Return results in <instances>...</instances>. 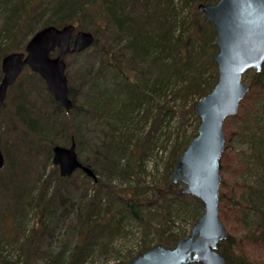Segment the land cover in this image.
I'll return each instance as SVG.
<instances>
[{
	"label": "trees",
	"instance_id": "trees-1",
	"mask_svg": "<svg viewBox=\"0 0 264 264\" xmlns=\"http://www.w3.org/2000/svg\"><path fill=\"white\" fill-rule=\"evenodd\" d=\"M216 1L0 0V62L5 54L22 51L30 36L48 24H79L94 35L91 46L75 52L86 58L73 81L67 77L72 100L69 111L48 95L54 111L35 116L33 102L29 101L35 88L21 82L15 84L17 80L12 84L16 86L12 97L14 117L32 132L29 138H23L31 148L17 147L16 154L4 150L0 199L10 198L7 203L0 200V220L7 208L14 216L21 213L17 218L24 209L33 211L36 222L29 228L17 222L22 230L17 238H6L1 229L4 222H0V264H39V259L44 264H89L93 255L107 248L114 250L116 240L132 225L140 226L142 237L152 233L155 242L147 243L140 236L139 247L127 252L123 261L110 264H127L133 255L154 244L174 246L184 237L171 227L172 222L164 227V220H160L163 206L169 212L174 201L192 204L185 212L197 220L202 202L182 193V183L172 179L155 186V198L143 197L138 172L145 167V156L155 149L163 128L164 142L169 140L173 117H177L179 127L188 116L199 120L193 103L216 83L217 66L211 59L217 50L214 28L197 8L200 2ZM250 73L249 90L237 113L223 122L225 148L220 157L219 208L220 215L221 211L227 215L232 209L247 237L264 248V62L260 71L253 69ZM28 74L36 83L43 81L36 72ZM197 125L182 139L176 140L175 133L170 167H174L186 144L196 135ZM157 126L159 131L154 132ZM72 139L78 159L94 171L96 180L76 169L83 179L69 188L66 183L76 170L61 176L56 169V186L50 190V174L40 192L34 194L36 188L26 184L30 170L23 166L24 162L31 160V152L35 156L41 146L47 145L37 168L41 180L52 145H70ZM232 139L247 149L235 151ZM162 147H166L165 143ZM31 170L36 171L35 167ZM222 172L230 173L231 183H227ZM133 175L136 179L126 186L113 183L116 178L130 181ZM158 200L160 211L154 207ZM152 216L159 222H151ZM57 219L66 226L63 234L67 236L58 249L55 243L59 242V227L53 223ZM241 237L228 232L218 243L225 264H255ZM8 241L16 245L17 256L4 252Z\"/></svg>",
	"mask_w": 264,
	"mask_h": 264
},
{
	"label": "water",
	"instance_id": "water-1",
	"mask_svg": "<svg viewBox=\"0 0 264 264\" xmlns=\"http://www.w3.org/2000/svg\"><path fill=\"white\" fill-rule=\"evenodd\" d=\"M206 20L212 23L217 50L211 59L217 66V80L210 91L193 103L199 119L197 133L186 144L174 163L173 182L183 184L182 193L197 197L203 212L191 232L180 237L174 246L157 243L133 255L127 264H225L217 249L228 232L219 218L220 157L225 148L224 120L237 113L240 101L249 90L243 74L260 71L264 62V0H217L197 4ZM91 31L76 29L73 23L48 24L36 30L22 51L5 54L0 62V107L8 87L25 66L39 74L53 98L66 111L72 107L68 95L65 56L91 46ZM57 50L56 55H51ZM0 148V168L4 165ZM52 161L61 176L80 168L96 180L94 171L77 156L75 141L70 145L54 144Z\"/></svg>",
	"mask_w": 264,
	"mask_h": 264
},
{
	"label": "rangeland",
	"instance_id": "rangeland-1",
	"mask_svg": "<svg viewBox=\"0 0 264 264\" xmlns=\"http://www.w3.org/2000/svg\"><path fill=\"white\" fill-rule=\"evenodd\" d=\"M39 24V23H38ZM37 24V26H38ZM77 29H84L81 28L79 24H77ZM103 42V40H102ZM24 50V47H23ZM57 50H55L52 55H56ZM86 55L85 54H76L75 52L69 53L65 57V62H66V75L68 78L71 80L73 79L74 76L78 75V71L80 70L81 66L85 62ZM251 70L249 69L248 73L243 75V81L248 85L251 79ZM29 72H33L28 66H25L17 78V82H21L23 84L28 85L29 87L35 88L32 89V95L29 97V101L33 102L32 104V113L35 114V116H41L42 113H52L54 111V103L50 100V97L48 95H51L49 90L47 89L46 83L43 80L42 82L38 80V83H36V80L30 79V74ZM42 78V77H41ZM43 79V78H42ZM73 81V80H72ZM40 82V83H39ZM38 86V87H37ZM16 86L13 87L9 86L6 94V98L2 106L0 107V148L3 152L4 159L5 158V152L13 153L16 154V148L17 147H23V148H31L29 147V144L23 139V138H29V136L32 135V132H30L26 127L23 125V123L18 119L17 117H14V109L15 105L13 103L12 97L14 96V89ZM52 96V95H51ZM53 97V96H52ZM197 98V97H196ZM178 101V100H177ZM28 100L25 101L27 103ZM173 101L170 102L172 104ZM176 117V116H175ZM173 117L172 120L170 121V126L169 130L171 132L169 140L167 142H164V139L166 137V133H163L166 131V129H162L161 134L159 133V137L157 139L156 147L153 151H150L147 156H145V167H143V170L141 172H138L140 180V186L142 192L141 196L145 195V197L149 199L155 198V186L158 184H164L167 180L172 179V171L174 167H170V162L172 160L170 156V150L173 145L175 133L178 134V139H182L184 136H187L194 130V126L197 125L199 122L196 121L193 117L188 116L187 119L184 120L183 126L179 127V124L177 123V117ZM178 124V126H177ZM179 127V128H178ZM158 126L155 127L154 132L159 131ZM152 129V126H151ZM234 138V137H233ZM236 138V137H235ZM22 139V141H21ZM165 143L166 147L163 148L161 146ZM231 144L234 147V150H243L246 148L243 144H240L237 142L236 139L231 140ZM53 146V145H52ZM47 145L41 146L40 151L36 153L34 156L31 151V160H27L24 162L23 166H26L27 170H30L29 176H26V184L29 186H33L32 188H36L34 191V194L39 193L42 187V184L44 183V180L49 178L48 176L52 174L48 180L50 181L48 185H50V190L56 186L58 179L56 180L55 178V170L57 169L59 173L58 166L53 163L52 161V154L51 157L47 162H45L46 167L44 169V175L41 177V180H38V173H37V168L40 164H42V152L46 149ZM247 149V148H246ZM24 150V149H23ZM27 151V150H26ZM37 152V151H36ZM35 159V160H34ZM25 160V159H24ZM4 161V163H5ZM3 167V166H2ZM30 167V168H28ZM31 167H35L36 171L31 170ZM77 171V170H76ZM72 174V178L67 181L66 185H71L72 183L77 184L78 181L82 177L81 172L77 171ZM222 176H225L227 183H231V178L232 176L228 172H222ZM136 179V176L133 175L132 178L130 177L129 180H121L120 178L114 179V184L117 186H126L129 182H132L133 180ZM88 179L86 180V182ZM90 183H92V180L88 183V188L89 191L91 192V186ZM37 184V185H36ZM126 184V185H125ZM133 184V183H132ZM67 186V187H68ZM183 186V184H182ZM39 187V188H38ZM70 188V186H69ZM89 192V193H90ZM144 197V196H143ZM10 198V197H9ZM9 198H1L0 200L4 203L9 202ZM14 204L13 201H10ZM161 202L158 200L154 207L156 210L160 211V207L156 206L159 205ZM32 206V204H30ZM14 207V206H13ZM27 209H31L26 204ZM188 207V209L192 208V204H183L181 201H174L170 206H169V212L166 210V206H163V219H160L163 221L164 227L167 226L170 222H172L173 229L175 231H178L180 234H183L184 237L187 236L193 227V224L195 223V219L192 215L189 213L187 214V211L185 212V209ZM6 208V207H5ZM230 209V208H229ZM19 212V210H17ZM203 212V209L201 210V214ZM170 213V217H169ZM232 209H230V212H227V215H220V208H219V218L221 222L224 224L226 230L235 235V237H241V242L243 243L244 249L246 253L249 255V258L255 263V264H264V248H262L260 245L255 244L254 241H251L247 237V234L241 225L236 222V218L233 215ZM19 213L18 215H20ZM15 214V216H18ZM10 210L7 208L3 210V218L0 220V222H4L3 225L1 226V229L3 231V234L7 237H12L17 238L19 235H22V230L21 228H18L17 222H23L25 224V228H29L32 226L36 221V215H33V211H26L24 209L23 215L19 218L15 217ZM155 216H152L153 221L151 222H159L155 218ZM60 219H64L63 217H59ZM169 218V219H168ZM57 219V222H53L55 226L59 227L57 230V235L56 240H59V242L56 241L55 246L56 249L60 247V243L62 241L67 239L66 234L64 235V230H65V225L64 223H61L62 220ZM64 221V220H63ZM65 222V221H64ZM67 222V221H66ZM134 222V221H132ZM65 226V227H64ZM170 226V225H169ZM154 231V230H152ZM56 232V231H55ZM246 235V236H245ZM141 236V228L138 225H132L130 228H128L127 232L123 234V236L118 238L115 242V249L111 250L107 248L104 250L103 253H98V255H93L92 259L89 264H110L112 262H118V261H123L126 258L127 252H130V250H135L136 247H139V240ZM146 236V235H145ZM142 237V236H141ZM142 239H145L147 243H154L155 238H153L152 233L147 234V237H142ZM7 241V240H6ZM142 241V240H141ZM153 241V242H152ZM10 241L4 243V252L6 254H10L12 257L17 256V247L16 245L9 244ZM39 264H44V261L42 259H39Z\"/></svg>",
	"mask_w": 264,
	"mask_h": 264
},
{
	"label": "bare ground",
	"instance_id": "bare-ground-1",
	"mask_svg": "<svg viewBox=\"0 0 264 264\" xmlns=\"http://www.w3.org/2000/svg\"><path fill=\"white\" fill-rule=\"evenodd\" d=\"M68 146V145H67Z\"/></svg>",
	"mask_w": 264,
	"mask_h": 264
}]
</instances>
